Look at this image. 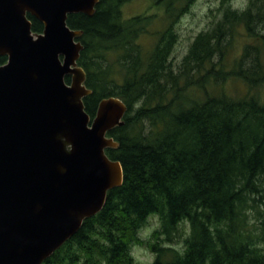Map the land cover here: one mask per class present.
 Listing matches in <instances>:
<instances>
[{
	"label": "trees",
	"instance_id": "obj_1",
	"mask_svg": "<svg viewBox=\"0 0 264 264\" xmlns=\"http://www.w3.org/2000/svg\"><path fill=\"white\" fill-rule=\"evenodd\" d=\"M129 1L100 0L92 16H68L83 31L86 112L93 119L110 96L128 106L108 133L119 146L106 150L124 180L43 264H139L137 244L154 254L148 264H264V0L244 9L221 0V16L177 63L175 24L195 0H154L158 14L125 18ZM158 16L164 28L146 48L140 37ZM237 81L246 94L226 90ZM151 216L159 225L144 239Z\"/></svg>",
	"mask_w": 264,
	"mask_h": 264
},
{
	"label": "water",
	"instance_id": "obj_2",
	"mask_svg": "<svg viewBox=\"0 0 264 264\" xmlns=\"http://www.w3.org/2000/svg\"><path fill=\"white\" fill-rule=\"evenodd\" d=\"M99 1L0 0V264H43L123 183L106 150L119 146L108 133L128 106L110 96L86 112L83 31L68 25Z\"/></svg>",
	"mask_w": 264,
	"mask_h": 264
},
{
	"label": "rangeland",
	"instance_id": "obj_3",
	"mask_svg": "<svg viewBox=\"0 0 264 264\" xmlns=\"http://www.w3.org/2000/svg\"><path fill=\"white\" fill-rule=\"evenodd\" d=\"M221 0H195L187 12H184L179 21L175 24L177 30V41L174 45L172 54L174 61L180 62L183 56L187 53L190 44L195 36L201 31L208 29L221 16L220 5ZM234 8L244 9L248 6L249 0H231ZM158 7L154 4V0H130L123 6V14L125 18H129L141 13H157ZM164 20L160 16L155 18L149 26V32L140 37V42L146 47L151 48L158 37L157 31L164 28ZM264 33V25L260 29ZM240 47L238 52L246 40L245 37H240ZM238 39V40H239ZM237 40V41H238ZM226 90L234 95H244L248 92L249 86L246 83L237 81L229 82ZM264 95V89L262 90ZM159 225V219L156 216H151L147 224L139 232V236L146 239L151 235L156 227ZM185 228V229H184ZM188 228L187 224H183V229ZM182 243V238L174 244ZM133 255L139 264H148L154 259V254L144 244L134 245L132 248Z\"/></svg>",
	"mask_w": 264,
	"mask_h": 264
}]
</instances>
